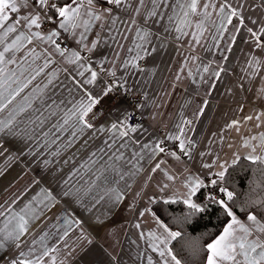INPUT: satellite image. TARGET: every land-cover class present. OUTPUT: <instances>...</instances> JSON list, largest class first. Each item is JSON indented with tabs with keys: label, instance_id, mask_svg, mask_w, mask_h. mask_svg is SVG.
<instances>
[{
	"label": "snow or ice",
	"instance_id": "snow-or-ice-1",
	"mask_svg": "<svg viewBox=\"0 0 264 264\" xmlns=\"http://www.w3.org/2000/svg\"><path fill=\"white\" fill-rule=\"evenodd\" d=\"M225 33L231 42L240 37L248 46L240 87L247 78L260 86L258 94L264 97V0H0V157L7 154L5 162L25 157L29 168L46 173L20 191L0 194V264H104L101 252L89 247L83 212L121 201V193L112 187L117 177L143 176L147 185L159 174L156 186L165 191L175 179L172 163L183 162L182 157L193 166L199 163L196 173L189 172L183 181L189 187L182 203L195 216L219 209L225 220L202 249L190 242L193 253L203 251L202 264H264V179L257 177V172L264 177V111L214 133L219 150L212 146L216 141L204 148H198V141L186 143L187 120H180L176 133L163 140L146 139L143 112L137 117L126 110L114 121L100 120L109 100L132 91L129 69L146 70L139 61L156 50L154 39L163 43L174 35L190 49L177 81L183 76L207 82L202 73L219 78L226 70L210 68L195 50L208 49V41L215 47ZM101 34L117 44L131 38L124 60L117 53L112 67L99 65L111 77L103 87L89 59ZM244 121L248 130L241 147L247 152H232L229 162L221 155H228L227 132L240 134ZM226 146L234 148L232 143ZM241 159L253 166L244 190L229 186V169ZM200 194L203 200L197 203L193 197ZM145 195L143 188L136 193L138 199ZM158 199L148 196L147 202ZM157 222L166 235L150 233L148 247L160 257L156 264H183L170 246L182 233L159 218ZM114 260L110 257L109 264ZM147 260L153 264L151 255Z\"/></svg>",
	"mask_w": 264,
	"mask_h": 264
},
{
	"label": "crops",
	"instance_id": "crops-1",
	"mask_svg": "<svg viewBox=\"0 0 264 264\" xmlns=\"http://www.w3.org/2000/svg\"><path fill=\"white\" fill-rule=\"evenodd\" d=\"M204 35L207 38L208 33ZM101 36L100 44L95 52L89 55V59L98 73L97 83L103 87L105 83L100 76L99 65L104 63L107 67H112L117 53L119 59L124 60L128 55L127 47L130 46L131 38L127 42L123 39L119 41V44H124V48L121 49L119 44L103 38V34ZM208 45V49L197 47L195 54L210 68L223 67L226 71L222 72L219 78L212 77L211 72L202 73L207 77V82L199 77L195 82L183 76L180 81L175 79L181 62L190 49L176 41L174 35H167L163 43L159 39L153 40L152 46L156 50L144 59L141 67L146 69L144 72L136 73L129 69L132 73L128 79L129 85L132 86L131 92L145 95L142 102L145 106L138 109V112H143V123L148 127L146 139L163 140L167 134L176 133L174 126L183 119L190 121L184 128L186 143L198 141V148H204L209 141H216L212 146L219 150V136H213L214 133H221L225 125L233 120H243L248 115L264 111V97L258 94L260 86L256 82L248 83L245 78L243 83L247 90L240 87V77L244 75L241 69L246 59L247 44L240 37L233 43L228 33H225L224 38L217 42L215 47L211 41H208ZM116 68L117 75H120L119 62ZM201 108L203 112L200 111ZM126 110H128L126 103L117 101L106 110L100 120L107 117L108 121H114L118 113L122 114ZM240 127V134L234 129L227 132L224 152L228 155L223 156V153L221 155L229 162L232 159V152L239 151L241 155L247 152L246 148L241 147V136L248 130V122L244 121ZM227 137L232 139L229 140ZM227 143L234 144V148L229 150ZM9 153L16 155L11 148ZM6 157L7 154L0 157V194L3 196L22 190L34 179L43 180L46 175L43 172L37 173L35 166L29 168V161L25 157L5 162ZM182 160L180 163L173 161L170 171L175 179L167 182L169 187L165 191H159L156 186L159 174L153 176L151 183L147 185L143 176L131 178L125 176V180H119L117 177L118 183L112 187L121 193V201L109 203L93 213L83 212L88 220L84 230L92 241L89 247L101 252L99 259L104 264H109L110 257L116 258L112 264H148L149 255L153 257V264L160 260L158 252H153L148 247V240L151 239L150 233L156 236L165 233L164 229L158 226L157 218L150 209L152 204H148L147 200L148 196L152 195L162 201L164 199L182 201L185 198L189 186L183 181L189 172L196 173L199 163L197 161L193 166L186 158L182 157ZM185 168L187 170H184ZM142 188L146 195L138 199L136 193ZM141 212H144L143 216L140 215ZM137 223L140 224L139 228L136 227ZM142 232L144 239L141 238ZM13 254L10 253L9 257Z\"/></svg>",
	"mask_w": 264,
	"mask_h": 264
},
{
	"label": "trees",
	"instance_id": "trees-1",
	"mask_svg": "<svg viewBox=\"0 0 264 264\" xmlns=\"http://www.w3.org/2000/svg\"><path fill=\"white\" fill-rule=\"evenodd\" d=\"M252 167L249 161L241 159L237 166L230 168L229 186L244 190L246 181L251 178L250 169ZM257 177L264 179L259 172H257ZM193 199L200 203L203 200V195L200 194L199 199L197 197H193ZM150 209L152 213H155L156 218L165 223L170 230L182 233L181 237L170 246L173 247L183 264H202L203 251L194 254L192 248L189 247L190 242L195 241L202 249L218 234L225 223L219 209L211 210L202 216H195L182 201L164 203L162 200H158L151 205Z\"/></svg>",
	"mask_w": 264,
	"mask_h": 264
},
{
	"label": "built area",
	"instance_id": "built-area-1",
	"mask_svg": "<svg viewBox=\"0 0 264 264\" xmlns=\"http://www.w3.org/2000/svg\"><path fill=\"white\" fill-rule=\"evenodd\" d=\"M143 64H144V59L139 61V67L141 68L143 66ZM100 76L103 79L105 84L109 83L110 80H111V77L106 72H101ZM144 99H145V95L144 94L133 93V92L129 91L127 93V95L117 96L116 98L109 100L107 102V104L103 108V114L115 102L124 101L126 103L127 107H128V110H131L132 112H134L136 114L137 117H140V113L138 112V109L136 108V105L142 103L144 101ZM103 114L101 115V117L103 116ZM140 122H142V123L144 122L143 116L140 117Z\"/></svg>",
	"mask_w": 264,
	"mask_h": 264
}]
</instances>
